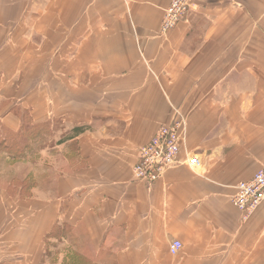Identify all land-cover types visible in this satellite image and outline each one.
<instances>
[{"label": "crops", "instance_id": "0c3cea01", "mask_svg": "<svg viewBox=\"0 0 264 264\" xmlns=\"http://www.w3.org/2000/svg\"><path fill=\"white\" fill-rule=\"evenodd\" d=\"M170 2L0 0V264H264V204L230 203L264 162V0L162 35ZM175 112L179 164L135 182Z\"/></svg>", "mask_w": 264, "mask_h": 264}, {"label": "built area", "instance_id": "2783aa9c", "mask_svg": "<svg viewBox=\"0 0 264 264\" xmlns=\"http://www.w3.org/2000/svg\"><path fill=\"white\" fill-rule=\"evenodd\" d=\"M191 1L171 0L163 12L160 25L162 35L182 22L190 9ZM184 127L183 117L179 112H175L171 123L158 128L149 143L139 149L137 161L132 169L135 182L153 184L179 164ZM185 165L193 171L201 168V162L195 155L187 157ZM230 203L241 213L242 221H246L258 206L264 204V162L249 180L239 182L235 186V194ZM180 249V242L177 240L170 242L171 256H176Z\"/></svg>", "mask_w": 264, "mask_h": 264}, {"label": "rangeland", "instance_id": "374dc122", "mask_svg": "<svg viewBox=\"0 0 264 264\" xmlns=\"http://www.w3.org/2000/svg\"><path fill=\"white\" fill-rule=\"evenodd\" d=\"M34 132H30V131H27L26 132V139H29V137H34ZM36 151V152H35ZM0 152H3L2 148H0ZM13 153V152H12ZM38 154V146L34 148L33 152L30 154L31 155V158L33 155H37ZM33 161H31V167H38V161H36V158L33 156Z\"/></svg>", "mask_w": 264, "mask_h": 264}]
</instances>
